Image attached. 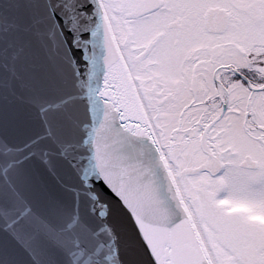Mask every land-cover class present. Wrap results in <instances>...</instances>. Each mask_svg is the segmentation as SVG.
Masks as SVG:
<instances>
[{"label":"snow or ice","instance_id":"6c2138e0","mask_svg":"<svg viewBox=\"0 0 264 264\" xmlns=\"http://www.w3.org/2000/svg\"><path fill=\"white\" fill-rule=\"evenodd\" d=\"M0 264H264V0H0Z\"/></svg>","mask_w":264,"mask_h":264}]
</instances>
